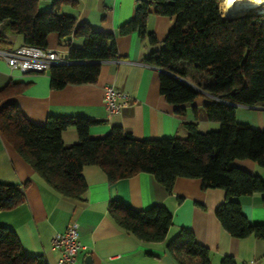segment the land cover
Wrapping results in <instances>:
<instances>
[{
    "label": "trees",
    "instance_id": "trees-1",
    "mask_svg": "<svg viewBox=\"0 0 264 264\" xmlns=\"http://www.w3.org/2000/svg\"><path fill=\"white\" fill-rule=\"evenodd\" d=\"M70 0H55L51 8L38 11L36 0H0V50H10L9 36H20L23 45L46 48L49 34L69 45L70 38H82L80 49L70 47L67 59L73 65L49 69L50 88L94 84L100 63L116 58L114 35L78 25L74 17L60 14ZM224 0H138L134 17L118 29L120 36L136 32L151 46L157 44L146 32L150 8L158 16L173 17L162 49L147 63L164 72L159 76L160 93L166 102L182 107L199 93L177 79H185L187 67L207 81L203 89L212 96L204 105L214 131L201 133L196 123H185L184 139L137 141L120 127L102 138L93 139L89 129L95 123L82 117H49L45 124L30 123L17 105L0 107V133L16 153L62 197L82 201L87 187L82 176L86 166H97L109 183L139 173L152 175L170 192L178 178L199 179L203 189H220L225 200L215 217L231 237L264 240V225H252L237 199L264 194V180L232 166L234 160H251L264 168V130L235 121L237 106L264 104V13L246 12L222 18ZM221 11V12H220ZM82 63V64H77ZM24 85L9 83L0 89V102L21 93ZM74 129L78 142L66 147L62 132ZM24 187L0 182V211L10 210L24 199ZM107 215L121 230L146 243L162 242L171 226L172 215L163 206L133 210L121 201H111ZM169 255L178 264H210L208 250L199 245L192 231L181 229L167 244ZM0 264H48L42 255L26 254L15 232L0 226ZM221 264H234L226 257Z\"/></svg>",
    "mask_w": 264,
    "mask_h": 264
},
{
    "label": "crops",
    "instance_id": "crops-1",
    "mask_svg": "<svg viewBox=\"0 0 264 264\" xmlns=\"http://www.w3.org/2000/svg\"><path fill=\"white\" fill-rule=\"evenodd\" d=\"M55 0H36L38 11L51 8ZM138 0H70L60 6V14L74 17L78 25L114 35L116 58L100 63L94 84L67 85L60 90L50 88L49 71L22 75L11 72L0 59V89L9 83L24 85L21 93L12 94L0 102V107L13 103L23 116L34 125H43L49 117H82L95 123L89 129L93 139L107 135L113 127H120L137 141L156 139H184L185 123H196L201 133L214 131L219 124L209 122L204 105L212 100L203 87L207 81L186 63L188 75L194 84L185 82L199 95L182 107L166 102L160 93L159 76L163 70L147 63V59L162 49L163 42L173 27V17L158 16L150 8L146 32L154 35L155 46L142 40L134 32L125 36L118 29L134 17ZM222 18H225L221 15ZM1 29V25H0ZM10 48L23 45L20 36H9ZM82 38H70V44L59 42L51 33L46 49L67 58L69 48L80 49ZM10 49V50H11ZM82 64V63H77ZM198 78V82L196 78ZM113 87L129 96L128 106L117 114L107 116L103 107V90ZM235 121L264 130V104L254 107L237 106ZM66 147L78 142L74 129L62 132ZM232 166L264 180V168L251 160H234ZM86 193L82 201L62 197L53 190L16 153L0 133V182L24 187L23 201L10 210L0 211V226L12 229L21 248L29 255H42L48 264H57L59 251L52 248L51 239L63 232L72 222L78 224L79 241L88 251L78 254L74 264H178L168 253L167 244L181 229L193 232L197 243L210 254V264H221L229 257L234 264L256 260L264 264V240L252 236L243 239L231 237L215 217L216 208L225 200L220 189H203L199 179L178 178L170 192H166L149 174L139 173L127 179L109 183L97 166L82 170ZM111 201H121L136 211L163 206L172 215L171 226L162 242L146 243L121 231L108 217ZM241 211L252 225H264V194L255 193L237 199Z\"/></svg>",
    "mask_w": 264,
    "mask_h": 264
},
{
    "label": "built area",
    "instance_id": "built-area-1",
    "mask_svg": "<svg viewBox=\"0 0 264 264\" xmlns=\"http://www.w3.org/2000/svg\"><path fill=\"white\" fill-rule=\"evenodd\" d=\"M0 59L11 72H18L22 75L46 72L55 66L76 64L56 51L30 45H22L11 50H0ZM128 103L129 96L126 93L117 91L113 87H106L103 90V107L107 116L117 114L127 107ZM51 245L53 249L59 251L57 264H74L79 253L88 251V247L79 241L76 222L67 225L63 232L56 233L51 239ZM243 264L260 263L251 260Z\"/></svg>",
    "mask_w": 264,
    "mask_h": 264
},
{
    "label": "bare ground",
    "instance_id": "bare-ground-1",
    "mask_svg": "<svg viewBox=\"0 0 264 264\" xmlns=\"http://www.w3.org/2000/svg\"><path fill=\"white\" fill-rule=\"evenodd\" d=\"M246 11L257 14L264 13V0H224L223 13L225 17Z\"/></svg>",
    "mask_w": 264,
    "mask_h": 264
},
{
    "label": "water",
    "instance_id": "water-1",
    "mask_svg": "<svg viewBox=\"0 0 264 264\" xmlns=\"http://www.w3.org/2000/svg\"><path fill=\"white\" fill-rule=\"evenodd\" d=\"M246 12H248V11H246ZM246 12H243V13H246ZM238 14H242V13H236V14H233V15H231V16H227V17H225V18L232 17V16H235V15H238ZM177 79L180 80L181 82L185 83L184 80H183L182 78L177 77ZM185 84H186V83H185ZM86 264H90V257H87V258H86Z\"/></svg>",
    "mask_w": 264,
    "mask_h": 264
},
{
    "label": "rangeland",
    "instance_id": "rangeland-1",
    "mask_svg": "<svg viewBox=\"0 0 264 264\" xmlns=\"http://www.w3.org/2000/svg\"><path fill=\"white\" fill-rule=\"evenodd\" d=\"M224 4V3H223ZM221 12V11H220ZM251 12V11H250ZM253 13H256V12H253ZM196 78V81L198 82V78L197 77H195ZM185 82H190V84L192 83V84H194V82L189 78V77H186L185 79H183Z\"/></svg>",
    "mask_w": 264,
    "mask_h": 264
}]
</instances>
